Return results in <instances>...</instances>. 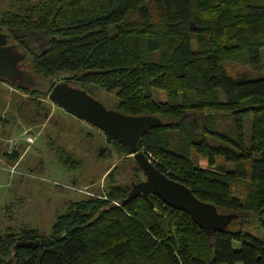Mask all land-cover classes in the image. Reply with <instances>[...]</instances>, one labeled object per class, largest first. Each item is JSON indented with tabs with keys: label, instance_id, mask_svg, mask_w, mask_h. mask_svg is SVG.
Instances as JSON below:
<instances>
[{
	"label": "trees",
	"instance_id": "1",
	"mask_svg": "<svg viewBox=\"0 0 264 264\" xmlns=\"http://www.w3.org/2000/svg\"><path fill=\"white\" fill-rule=\"evenodd\" d=\"M9 2L2 25L49 40L44 52L32 55L37 76L50 80L74 73L70 84L80 83L92 96L91 87L118 91L116 110L163 119L138 145L152 163L199 200L238 214L242 222L250 216L259 220L264 77L235 78L226 64L264 70V0ZM154 90L164 92L167 101L156 100ZM189 114L195 122L188 121ZM218 116L230 118L234 135L221 130ZM107 136L123 156H131L127 146ZM53 150L65 168L81 166L65 150ZM218 157L236 170L216 169ZM244 179L250 180V193L242 202L232 186ZM130 189L113 185L104 195L71 202L47 235L8 228L0 236V264H264V242L258 238L228 229L209 236L191 216L153 194V208L142 197L123 205Z\"/></svg>",
	"mask_w": 264,
	"mask_h": 264
},
{
	"label": "rangeland",
	"instance_id": "2",
	"mask_svg": "<svg viewBox=\"0 0 264 264\" xmlns=\"http://www.w3.org/2000/svg\"><path fill=\"white\" fill-rule=\"evenodd\" d=\"M155 7L153 6V9ZM9 10V0H0V27L8 39L11 37L8 27L2 25L1 21ZM31 38L43 42L39 36H31ZM16 46L19 52L16 54L26 58L21 68L19 63L18 67L28 77L33 78V83L28 84L27 87L25 81L16 83L14 80L0 77V127L4 126V129L2 127L0 129V192H2L0 236H4L8 228L14 231L33 228L47 235L58 215L65 213L71 202L104 195L113 185L131 186L134 182L143 181L144 176L138 173L139 169L134 157L123 156L117 146L110 143L104 131L74 117L49 99L47 91L52 83L54 86L59 83L58 77L44 80L37 76L32 66V54L28 53L21 44L17 43ZM226 69L229 75L235 78L245 74L251 75L254 79L264 77V70L256 71L247 65L227 63ZM78 85L81 87L80 83ZM91 89L93 97L104 103L107 108L117 109L118 91L108 92L97 87ZM31 90L38 93L33 95L30 93ZM154 96L158 101H167V95L159 90H154ZM32 99H37L38 103H32ZM5 120H8V123H5ZM218 120L222 131L234 135L230 118L218 116ZM188 121L195 122L196 116L189 114ZM22 123L30 128V135L38 136L37 141L32 139L34 144L26 142ZM9 124L11 125L8 126ZM249 128L250 126L245 128L247 138L250 135ZM2 138L6 140L5 143ZM54 148L65 150L80 161L81 166L69 170L59 165L58 158L53 152ZM7 152L15 153L19 158L26 156L22 158L21 163H15V159L10 158ZM4 153L6 155H3ZM44 153V162L37 163L38 154ZM151 156L153 159L152 154ZM193 160L196 161L195 153ZM4 162L7 164L5 165ZM249 163L244 164L248 173ZM57 165L61 171L58 170ZM216 165L219 171L229 172L237 168L236 164L227 163L223 157L217 158ZM12 166L14 167L10 170ZM23 171L25 174H21ZM37 175L45 179L35 180L34 176ZM21 178L24 180H20ZM249 181V179L238 180L232 186V194L242 202H245L249 196ZM67 186H76V190H69ZM72 193L76 195L74 199L68 195ZM227 229L242 231L264 242V227L261 225L260 216L259 220L252 216L245 218L243 222L235 220ZM235 248L240 249L241 244L235 243Z\"/></svg>",
	"mask_w": 264,
	"mask_h": 264
},
{
	"label": "water",
	"instance_id": "3",
	"mask_svg": "<svg viewBox=\"0 0 264 264\" xmlns=\"http://www.w3.org/2000/svg\"><path fill=\"white\" fill-rule=\"evenodd\" d=\"M22 59L23 57L8 46V36L3 34L0 27V77L7 80L20 77L27 79L28 84L33 83V78L28 77L18 67ZM58 78L61 82L53 87L49 99L74 117L88 122L119 144L127 146L137 163V168L144 176L143 181L132 183L123 205L142 196L153 208L154 203L150 198V194H153L166 206L187 213L209 236L213 232H224L233 221L240 218L238 214L224 213L215 205L199 200L187 186L161 172L146 153L139 149L142 137L150 130L162 126L163 119L152 115L130 116L107 108L87 90L69 83L75 78L74 73H59ZM260 222L264 227V209L260 212ZM38 245L36 242L33 246Z\"/></svg>",
	"mask_w": 264,
	"mask_h": 264
},
{
	"label": "flooded vegetation",
	"instance_id": "4",
	"mask_svg": "<svg viewBox=\"0 0 264 264\" xmlns=\"http://www.w3.org/2000/svg\"><path fill=\"white\" fill-rule=\"evenodd\" d=\"M8 31H9V34L11 35V37H9V39H8V45L14 50L15 53L16 52L19 53L17 50V46H16L17 43L24 46L25 49L27 50V52L31 53L32 55H36L38 52H44L48 48L49 40L46 39L44 36H39L43 40V42H40L36 38H34V39L31 38V36H37V34H35V33L26 35L25 33H22L18 30L9 29V28H8ZM46 45H47V48H46ZM20 56L23 57V55H20ZM25 59L26 58L23 57L22 61L19 62L20 68H21V65L23 64L22 62H24ZM14 81L16 83H18L19 81H22V82L25 81V84L28 87V82L24 78L16 77ZM60 82H61V80L59 79V83ZM69 83H70V81H69ZM27 87H25V88H27ZM130 188H131V186H130ZM139 197H142V196H139Z\"/></svg>",
	"mask_w": 264,
	"mask_h": 264
},
{
	"label": "crops",
	"instance_id": "5",
	"mask_svg": "<svg viewBox=\"0 0 264 264\" xmlns=\"http://www.w3.org/2000/svg\"><path fill=\"white\" fill-rule=\"evenodd\" d=\"M5 123H8V120H5L4 121ZM23 124V123H22ZM11 124H9L8 126H10ZM7 126V127H8ZM2 127V129H4V126H1ZM1 127H0V129H1ZM22 128H25V130H24V132H23V134H24V136H26V140H27V138L28 137H33V138H35L34 140H38V136H34V135H30V128L28 127V126H25L24 124H23V127ZM4 143H5V139L4 138H2L1 139ZM5 140V141H4ZM10 141V140H9ZM27 142V141H26ZM28 143V142H27ZM34 144V143H33ZM12 152H7V155H10ZM26 154V153H25ZM3 155H6V153H4ZM25 156L26 155H24V156H22L21 158H19V157H17L14 161H15V163H21V161H22V158L24 159L25 158ZM43 158H45V153L44 154H42V155H40V154H38V157H36V159H37V163H39V162H41V163H43L44 162V160H43ZM4 164L6 165L7 164V162H4ZM58 164L59 165H62L60 162H59V160H58ZM14 166H12L11 168H10V170L13 168ZM57 168H58V165H57ZM16 169H17V167H16ZM8 170V169H7ZM58 170L59 171H61L59 168H58ZM21 174H25V171H23V173H21ZM13 176V175H12ZM43 178V179H42ZM34 179L36 180H44L45 178L43 177V176H41V175H37V176H34ZM20 180H24L23 178H21ZM28 180V179H27ZM9 185V184H8ZM67 189H69V190H76V186H72V187H69V186H67ZM4 190V189H3ZM0 194H2V192H0ZM69 196H70V198L72 199H74L75 197H76V195L74 194V193H72V194H68Z\"/></svg>",
	"mask_w": 264,
	"mask_h": 264
},
{
	"label": "built area",
	"instance_id": "6",
	"mask_svg": "<svg viewBox=\"0 0 264 264\" xmlns=\"http://www.w3.org/2000/svg\"><path fill=\"white\" fill-rule=\"evenodd\" d=\"M32 139H33L32 137H28V138H27V142H28L29 144H33V140H34V139H33V140H32Z\"/></svg>",
	"mask_w": 264,
	"mask_h": 264
}]
</instances>
